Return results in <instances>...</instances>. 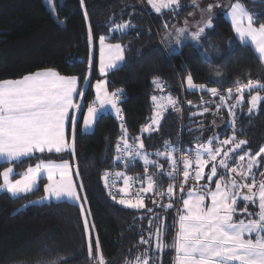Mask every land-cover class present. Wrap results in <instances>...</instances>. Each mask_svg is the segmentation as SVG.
I'll use <instances>...</instances> for the list:
<instances>
[{
	"label": "trees",
	"instance_id": "trees-1",
	"mask_svg": "<svg viewBox=\"0 0 264 264\" xmlns=\"http://www.w3.org/2000/svg\"><path fill=\"white\" fill-rule=\"evenodd\" d=\"M181 3L184 7L174 17L170 10L153 13L147 0H83V4L81 0H0V80L18 79L47 68L55 69L62 75L83 77L89 73L88 58L91 55L94 57L91 85L104 78L109 82L110 92L123 89L120 106L130 137L137 136L147 116L155 114L151 99L153 95L170 94L179 101L184 96L186 103L179 102L178 112L170 106L158 131L142 134L143 151L151 155L165 146V141L174 145L180 138L191 148L207 141L213 133L218 134L220 139L226 138L232 135L227 108L214 116V103L219 97L211 98L205 92L200 94L186 90V76L191 73L195 83H205L208 87H220L216 81H226L222 84L223 91L232 87L237 79L241 83L249 78L264 82V63L251 46H244L236 39L225 14L214 17V31L209 32L211 43L220 47V55L213 57L215 67L209 66L204 57L198 55L199 50L191 40L183 43L177 52L169 51L163 42L167 31L172 25L184 23L183 20L189 19V12L195 10L190 6V0H181ZM243 3L250 12L264 17V0H243ZM129 19L135 26L133 29L123 34L109 32L110 25ZM165 22L169 24L168 30L164 29ZM259 22H264V19ZM89 24L94 36L91 44L88 39ZM102 35L107 37V44L121 43L127 46L125 61L103 77L98 71V46ZM217 68L223 73L220 77L215 75ZM154 77L161 78L166 85L163 91L155 88L152 83ZM79 86L84 87L82 80ZM261 94L264 95V92ZM94 98V87L87 88L82 99L83 113ZM202 98L203 101H214L209 107L211 111L203 116H191V113L203 109L205 104ZM248 98L249 94L245 92L244 109L242 112L238 110L237 128L243 129L238 133V138L248 140L249 143L243 148L251 149L254 153L264 145V101H261L258 112L248 117ZM182 110L184 116L181 120L179 112ZM201 121L204 126L202 130L199 127ZM120 123L116 116L107 113L100 115L90 132H84L80 126L75 157L70 153L36 155L55 162L62 156L63 160L72 163L74 175L78 166L80 175H75V180H82L85 185L87 207L92 213L90 221L96 226L94 235L99 236L108 264H123L125 259H133L148 247L139 241L141 235L148 238L149 232L155 233L162 222L153 218L157 214L167 225L165 241L170 244L175 237L173 225L176 217L172 201L156 199L161 205L171 202L173 207L167 210L153 204V199L145 201L144 209H129L115 203L103 186L105 170L120 167L118 162L113 164L115 146L121 136ZM198 137L202 139L198 140ZM38 162L37 158L24 159L14 166L17 173H21ZM234 162L233 159L230 164ZM263 166L256 170L257 181L260 180L259 173L263 172ZM6 167L9 164L0 163V172ZM220 171L223 174L224 170ZM192 184L185 185V193ZM43 187L44 180H41L37 190L20 197L0 192V264H37L38 261L47 262L58 257H63L58 264H93L88 256L79 205L67 201L38 203L44 195ZM26 204L27 207H24ZM148 209L153 211L148 212ZM149 219H152L151 227ZM151 246L155 247L154 236ZM159 255L163 264H173L174 250H165ZM156 264H160V261Z\"/></svg>",
	"mask_w": 264,
	"mask_h": 264
},
{
	"label": "snow or ice",
	"instance_id": "snow-or-ice-1",
	"mask_svg": "<svg viewBox=\"0 0 264 264\" xmlns=\"http://www.w3.org/2000/svg\"><path fill=\"white\" fill-rule=\"evenodd\" d=\"M202 2L203 0H190V6L199 11L200 17L195 21L194 28L189 27L188 18L182 27L172 25V31H168L164 38L169 45L173 42L180 45L182 39H190L199 50L198 55L204 57L209 66L215 67L213 57L220 55V47L211 43L209 32L214 31V9H227L225 14L230 18L235 36L242 44L250 43L254 46L260 60L264 62V22H259L264 17L250 12L243 0H229L227 4L221 0H210L201 7ZM147 4L158 14L162 13V10H170L174 17L179 15L184 7L181 0H147ZM84 16L87 20V11ZM188 16L194 17L195 12H189ZM134 27L129 19L114 23V26L110 25L109 32L123 34ZM164 29H169L168 22H165ZM106 38L103 35L99 37V72L102 76H107L109 71L125 61L127 47L121 43L106 44ZM88 39L89 44L94 40L90 24ZM231 43L230 41V47ZM93 65L94 57L90 55L89 73L83 77L62 75L55 69L47 68L25 74L18 79L0 80V160L9 165L14 162L21 163L24 159L39 160L21 173H16L12 166L4 168L0 172V192H7L12 197L33 193L38 189V182L46 175L48 182L44 184V195L40 199H67L77 203L83 217L89 259L93 264H108L102 253L99 236L94 235L96 226L90 221L92 213L87 207L88 196L83 181L73 179L72 165L63 160L62 156L58 157L61 162L57 163L50 159L45 161L36 157V154L67 152L75 157L80 116L83 115V127L91 129L110 106V110L121 122V136L115 146L113 164L120 162L127 169L139 158L143 161L145 171V176L140 178L127 176L121 171L113 173L105 170L102 177L104 186L115 203L129 209H144L146 194L153 192L161 199L165 196L171 199L175 196L174 185L169 184L166 192H155L158 180L155 175L149 174V166L156 169L159 176L166 175L168 179L175 181L181 171L179 165H183L179 185L183 207L178 210V221L173 225L177 227L173 241L170 244L165 241L167 225L157 214L153 218L161 219L162 222L157 226L155 233L149 232L148 238L141 235L139 241L148 247L133 259H125L123 264H156L157 261L163 264L159 254L165 250H174L173 264H264V172L259 173V181L256 179V170L264 165V145L254 153L251 149L245 150L243 146L249 142L238 138V133L243 129L237 128L239 112L243 111L245 105V92L249 94L246 115L251 117L258 112L261 101H264V95L261 94L264 92V82L249 78L241 83L237 79L232 87L222 91V84L226 81L217 80L216 83L220 87H208L205 83H195L189 73L185 78L189 91L199 90L212 97H219L220 102L216 104L214 116L220 115L221 110L227 108L232 135L220 139L218 134L213 133L207 141L198 143L195 149L182 154L179 159L173 155L179 149L170 141H165V151L155 153L157 157H164L169 162L171 170L165 173L163 165L150 159V154L143 151L145 145L139 136L131 138L133 143L129 142L130 137L120 106L123 89L110 92L106 79L97 80L92 86L90 77ZM215 75L220 77L223 73L217 68ZM81 80L83 88L78 86ZM152 83L160 91L166 87L159 77H154ZM89 87L95 88V100L84 114L82 103L75 102V99L82 100ZM151 99L155 105V114L150 118V124L142 126V132L158 131L169 106L174 111H180L177 107L179 100L170 94L166 98L153 95ZM187 103L192 104L191 101ZM202 103L212 104L214 101H203L202 98ZM210 111L209 107H203L201 111L191 113V116H203ZM212 123L215 126V120ZM199 127L203 129L202 121ZM189 156L192 158L189 159ZM233 159L235 162L230 164ZM206 168L209 169L207 173ZM220 170H224V174ZM14 175L20 178L12 179ZM75 175H80L78 166ZM119 178H123V187L118 189L121 194L118 196L113 195L111 189ZM190 179L193 184L185 193V185ZM201 180L206 183L201 184ZM137 182L140 187L133 197L130 189ZM241 202L244 204L243 208L239 207ZM152 203L162 206L165 210L173 207L171 202L161 205L156 199H153ZM249 205L255 206L256 211H249ZM24 207H27V204ZM152 211L148 209V212ZM151 225L152 219H149V227ZM153 236L154 248L151 246ZM61 259L63 257L47 262L38 261L37 264H58Z\"/></svg>",
	"mask_w": 264,
	"mask_h": 264
},
{
	"label": "built area",
	"instance_id": "built-area-1",
	"mask_svg": "<svg viewBox=\"0 0 264 264\" xmlns=\"http://www.w3.org/2000/svg\"><path fill=\"white\" fill-rule=\"evenodd\" d=\"M124 96V93L121 94V99L123 98ZM180 103L182 104H185L186 101L184 99V96H182L181 100L179 101ZM180 113V116H181V120L183 119V110ZM153 116V114H150L149 116H147L146 118V121L144 123L143 126L145 125H148L151 123V117ZM144 133H147V132H140L137 134V136H139L142 140V134ZM137 136H132L130 137V140L129 142L130 143H133L134 141L131 139V138H134V137H137ZM174 146H176L179 150L177 152H175L173 155L179 159V157L182 155V154H187L189 150L191 149H195V148H191V147H188L184 144L183 142V139L180 138L178 143L174 144ZM157 151H160V152H164L165 151V146H162L160 147V149H158ZM156 151V152H157ZM152 153L149 158L152 159V160H157L161 165H163V171L166 173L167 171H170V167H169V162L164 158V157H157L155 155V153ZM192 157L189 156V159H191ZM120 164V167L116 166L114 169H110V170H107L109 172H117V171H121V172H125V174L127 176H131V177H140V178H143L145 176V171H144V164L143 162L141 163L140 159L137 158V160L135 161L134 164L130 165L127 169L124 168V165L120 162H118V165ZM139 164L141 165V167H139ZM181 171L180 173L177 175L176 177V180L175 181H172L170 179H168V177L166 175L164 176H159L158 173H157V170L154 169L152 166H149V174H153L156 176L157 180H158V183H157V186L155 188V192H160V191H165L167 190V187L169 186V184H173L174 185V189H175V196L172 197L171 199H169V197L165 196L163 199H161L160 197L156 196L153 193H147L146 194V198H145V201H148V200H151V199H157V200H160V201H163V200H169V201H172L174 203V206H175V221H178V210L182 209V199H181V194L179 192V185H180V182L182 180V169H183V165H179ZM191 171V170H190ZM188 183H193V181L190 179L188 181ZM103 186H104V180H103ZM146 186V184H145ZM123 187V178H119V179H116V185L115 187H113L111 189L113 195H121L118 193V189ZM140 187V184L137 182L133 185V187L130 189V192H131V196H135V192L136 190ZM107 191H109L107 189ZM122 206V205H120ZM124 207V206H122ZM176 231H177V227H175V235H176Z\"/></svg>",
	"mask_w": 264,
	"mask_h": 264
},
{
	"label": "crops",
	"instance_id": "crops-1",
	"mask_svg": "<svg viewBox=\"0 0 264 264\" xmlns=\"http://www.w3.org/2000/svg\"><path fill=\"white\" fill-rule=\"evenodd\" d=\"M221 2L222 3H224V4H227L228 2H229V0H221ZM208 2L207 1H204V2H202V4H201V6L203 7V6H205L206 4H207ZM149 6V8H150V10H152L153 11V13L155 12L152 8H151V6L150 5H148ZM194 9V8H193ZM166 10L167 9H165V10H162V13L163 12H166ZM196 9L194 10V12H195V14H196ZM226 11H227V9H225V10H220V9H214V13H215V16H217V15H219V14H225L226 13ZM225 12V13H224ZM156 13V12H155ZM156 14H158V13H156ZM161 14V13H160ZM195 17L196 16H194V17H189V19L188 20H191V21H195L194 19H195ZM225 17H226V19L229 21V23H230V26H231V22H230V18L225 14ZM183 21H185V20H183ZM184 23H178V24H176L177 26H180V27H182V25H183ZM232 29V28H231ZM169 31H172V28L169 30ZM174 34V33H173ZM234 35H235V33H234ZM166 36H167V34H166ZM236 37V36H235ZM236 39L239 41V39L236 37ZM188 41H190V40H183L182 39V41H181V44L180 45H177V44H175L174 42L173 43H171L170 45H169V43H168V41L166 40V39H164L163 40V42H164V45H166V47L168 48V50L169 51H172V52H177L181 47H182V45H184L183 43H185V42H188ZM240 42V41H239ZM241 43V42H240ZM107 44V43H106ZM242 44V43H241ZM242 45H244V46H251V48L253 49V51L256 53V55H257V57H258V59L260 60V58H259V54L255 51V48H254V46H252L250 43L249 44H247V45H245V44H242ZM99 50H98V59H99V64H100V44H99ZM264 63V62H263ZM98 71H99V67H98ZM109 72H111V71H109ZM108 72V73H109ZM100 73V72H99ZM101 75V74H100ZM102 76V75H101ZM103 77V76H102ZM99 80H104V78L102 79H99ZM95 85V84H94ZM79 86V85H78ZM80 87V86H79ZM185 88H186V90H188L187 89V84H186V82H185ZM189 91V90H188ZM192 91H196V92H198V93H200V94H204V92H201V91H199V90H192ZM192 91H190V92H192ZM94 94H95V88H94ZM205 94L206 95H208V96H210V94H208L207 92H205ZM168 95L167 94H162V95H159L158 97H164V98H166ZM211 98H215V97H212V96H210ZM94 100H95V98H94ZM75 102H78V103H82V100L80 99V98H76L75 99ZM220 101L219 100H217L214 104H215V108H216V104H218ZM210 105H212V104H205L203 107H210ZM168 108H170V106L168 107ZM87 113V109H86V111L84 112V114H86ZM107 113H109V114H111L110 112H109V110L108 111H106V112H103L102 114H107ZM80 119H81V123H80V126H81V129H83V131L84 132H90L91 130H92V128L91 129H85L84 127H83V115H81V117H80ZM229 136H231V135H229ZM222 139H224V138H222ZM38 154H40V153H37L36 155H38ZM45 154V153H44ZM62 154H68L67 152H65V153H62ZM45 161H47V160H45ZM67 161V160H66ZM59 162H61V160H59V161H57V163H59ZM69 164H71L72 165V163H70V161L68 160L67 161ZM0 163H6V162H4L3 160H0ZM14 164H15V162L13 163V165H9V166H12V167H14V170H15V172L17 173V169H16V166H14ZM72 169H73V166H72ZM205 172L207 173L208 172V170L206 171L205 170ZM223 174H224V172H223ZM20 178V177H19ZM18 177H16L15 175L12 177V179H19ZM73 179L75 180V175H74V172H73ZM215 179V178H214ZM42 180H44L45 182H48L47 181V177L46 176H44V178L42 179ZM41 181V180H40ZM40 181H39V183H40ZM201 181H203V180H201ZM200 181V182H201ZM205 181V180H204ZM39 183H38V185H39ZM204 183H206V181L205 182H203V184ZM214 188H215V185L213 184L212 185V189L214 190ZM10 195V194H9ZM208 202H210V201H208ZM239 207L240 208H243L244 207V204H243V202H241L240 203V205H239ZM249 211H256V208H255V206H253V205H249ZM174 255H175V253H174Z\"/></svg>",
	"mask_w": 264,
	"mask_h": 264
},
{
	"label": "rangeland",
	"instance_id": "rangeland-1",
	"mask_svg": "<svg viewBox=\"0 0 264 264\" xmlns=\"http://www.w3.org/2000/svg\"><path fill=\"white\" fill-rule=\"evenodd\" d=\"M207 2H209L208 0H206ZM204 2V1H203ZM202 7V6H201ZM195 9V8H194ZM195 21L196 20H198L199 19V17H200V14H199V11L197 10L196 11V14H195ZM189 21V27L190 28H194V26H195V21H191V20H188ZM182 26H184V24L182 25ZM169 31V30H168ZM167 31V32H168ZM187 35V34H186ZM188 40H190V39H188ZM109 112L112 114V115H114L115 116V113L114 112H112L111 110H110V106H109ZM263 172H264V166H263ZM46 176V175H45ZM58 178V177H57ZM261 178V177H260ZM39 183V182H38ZM47 182H45L44 181V184H46ZM50 201H54V202H59V201H67V202H71V203H75V202H73V201H69V200H67V199H64V200H55V199H50V200H39L38 201V203H47V202H50ZM75 204H77V203H75ZM78 205V204H77Z\"/></svg>",
	"mask_w": 264,
	"mask_h": 264
},
{
	"label": "water",
	"instance_id": "water-1",
	"mask_svg": "<svg viewBox=\"0 0 264 264\" xmlns=\"http://www.w3.org/2000/svg\"><path fill=\"white\" fill-rule=\"evenodd\" d=\"M177 115H179V113H177Z\"/></svg>",
	"mask_w": 264,
	"mask_h": 264
}]
</instances>
